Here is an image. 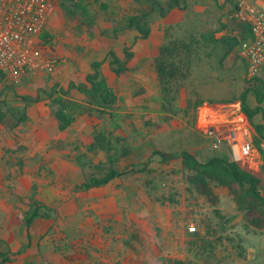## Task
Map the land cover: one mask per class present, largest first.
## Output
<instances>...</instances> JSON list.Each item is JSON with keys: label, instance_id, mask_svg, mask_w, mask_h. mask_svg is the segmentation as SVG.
<instances>
[{"label": "rangeland", "instance_id": "374dc122", "mask_svg": "<svg viewBox=\"0 0 264 264\" xmlns=\"http://www.w3.org/2000/svg\"><path fill=\"white\" fill-rule=\"evenodd\" d=\"M53 1L52 66L19 84L0 76V264H264V227L249 224L230 194L220 191V202L211 203L180 160L163 162L153 153L191 147L208 161L225 146L233 155L230 144L206 132V115L215 123L243 115L240 96L253 76L264 78V67H250L241 55L248 33L230 0H181L165 17L153 11L147 38L126 22L140 0H106L110 15L85 0ZM225 35L240 41L228 55ZM172 40L191 43V51L173 86L178 97L166 102L155 63L159 47ZM127 49L135 57L118 76L110 51L125 59ZM95 60L118 96L108 113L76 87ZM60 101L74 117L64 130L55 114ZM249 102L255 104L251 95ZM155 123L167 127L158 131ZM98 132L109 152L89 143ZM254 134L256 145L264 143ZM111 167L122 175L109 184L76 187ZM255 172L264 177V166ZM37 203L44 216L26 225L24 214Z\"/></svg>", "mask_w": 264, "mask_h": 264}, {"label": "trees", "instance_id": "16d2710c", "mask_svg": "<svg viewBox=\"0 0 264 264\" xmlns=\"http://www.w3.org/2000/svg\"><path fill=\"white\" fill-rule=\"evenodd\" d=\"M54 2V1H53ZM55 3V2H54ZM86 5L98 7L105 15H110V4L106 0H85ZM141 9L126 17L127 27L136 28L144 38L151 33V28L146 21L147 15L153 11H158L163 17L169 12L179 7L181 0H168L167 6L162 0H140ZM75 7L76 4H74ZM84 12L88 8L81 5ZM234 12V9H233ZM247 36L241 41L247 40L251 36L248 25L240 23ZM104 34V33H103ZM105 35V34H104ZM42 39L47 45L53 39L49 31L42 34ZM225 46V54L228 55L235 51L240 43L238 37L225 35L220 38ZM191 43L183 40H172L163 43L156 56V70L162 85V93L166 102L174 101L179 94V88L173 90L175 82H178L183 76L182 63L190 56ZM125 59H122L114 50L110 51V64L112 70L118 75L126 74L130 68V63L135 57L133 50L125 51ZM239 56L237 55V59ZM102 61L95 60L91 64V71L86 75V82L76 85L77 89L86 94L89 104L98 112L108 113L114 109L118 101V96L113 87L109 84L102 70ZM246 65V64H245ZM5 73L0 70V76ZM253 96L255 104H250L249 96ZM241 111L248 121L254 125L256 133L264 139L263 122H255V117L261 115L264 119V78L253 76L247 83L241 96ZM203 101L199 102L198 106ZM212 102V101H211ZM60 108L56 111V117L59 122V128L66 129L74 120V117L67 109L65 102L60 101ZM191 105V103H190ZM4 112H0V119ZM155 130H163L167 127L166 123H155ZM199 128V127H198ZM89 143L92 147H99L109 152L107 138L104 132H98L89 136ZM257 142H261L257 139ZM154 155H158L163 162L180 160L184 169L190 172L188 180L197 189V191L206 196L213 204L220 202V191L233 196L239 210L243 211L246 221L258 228L264 227V177L244 168L237 160H228L222 156H213L208 161H201L197 157L196 151L191 147L184 148L180 153L170 152L163 149H154ZM111 159L118 160L117 154H109ZM122 175V172L115 167L109 168L100 176H90L85 182L76 187L87 189L101 187L109 184L114 179ZM30 208L24 214V223L31 225L37 217H43L39 204L29 205ZM181 264L180 261L176 262Z\"/></svg>", "mask_w": 264, "mask_h": 264}, {"label": "built area", "instance_id": "2783aa9c", "mask_svg": "<svg viewBox=\"0 0 264 264\" xmlns=\"http://www.w3.org/2000/svg\"><path fill=\"white\" fill-rule=\"evenodd\" d=\"M230 2L234 17L248 25L251 32L241 43V55L250 67H264V0ZM54 11L53 0H0V70L13 83L19 84L24 76L52 66L42 34ZM206 116V132L218 144H230L236 160L255 172L260 166V157L246 116L235 113L227 122L216 123L217 119Z\"/></svg>", "mask_w": 264, "mask_h": 264}, {"label": "crops", "instance_id": "0c3cea01", "mask_svg": "<svg viewBox=\"0 0 264 264\" xmlns=\"http://www.w3.org/2000/svg\"><path fill=\"white\" fill-rule=\"evenodd\" d=\"M55 12V11H54ZM54 14V13H53ZM52 14V15H53ZM52 17V16H51ZM50 17V18H51ZM50 20V19H49ZM212 108H210L209 109V111L210 112H213L212 110H211ZM214 113V112H213ZM219 114H222L221 112L219 113ZM232 115L233 114H231V116L230 117H232ZM210 117H211V113H210ZM205 127V126H204ZM252 128V127H251ZM252 130V129H251ZM254 131V132H253ZM255 130H252L251 131V134H252V139H253V141H254V145L256 146V148L258 149V151H259V157H260V168L261 167H263L264 166V153H262L261 152V150L263 149L264 150V148L262 147V145L264 146V143H263V141H261V142H257V145H256V141H255ZM222 156V157H224V158H226V159H228V160H232V159H235L236 160V156H235V154L233 153V155H231V154H229V152H228V150H227V148L225 147V146H223L222 148H221V150H220V154H214L213 156ZM212 156V157H213ZM258 175H261V174H258ZM260 177H263L262 175L260 176Z\"/></svg>", "mask_w": 264, "mask_h": 264}, {"label": "water", "instance_id": "95a60500", "mask_svg": "<svg viewBox=\"0 0 264 264\" xmlns=\"http://www.w3.org/2000/svg\"><path fill=\"white\" fill-rule=\"evenodd\" d=\"M247 169V168H246ZM248 170V169H247ZM252 172V171H251ZM254 173H256V172H254ZM256 174H258V173H256ZM259 176H261V175H259Z\"/></svg>", "mask_w": 264, "mask_h": 264}, {"label": "bare ground", "instance_id": "6f19581e", "mask_svg": "<svg viewBox=\"0 0 264 264\" xmlns=\"http://www.w3.org/2000/svg\"><path fill=\"white\" fill-rule=\"evenodd\" d=\"M238 153V152H237ZM238 155V154H237Z\"/></svg>", "mask_w": 264, "mask_h": 264}]
</instances>
